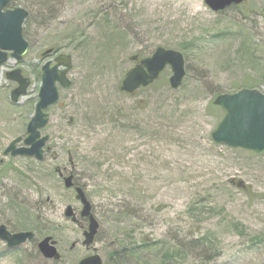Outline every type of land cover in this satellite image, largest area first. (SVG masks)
Listing matches in <instances>:
<instances>
[{
  "label": "rangeland",
  "instance_id": "1",
  "mask_svg": "<svg viewBox=\"0 0 264 264\" xmlns=\"http://www.w3.org/2000/svg\"><path fill=\"white\" fill-rule=\"evenodd\" d=\"M24 1L33 21L29 52L0 68V225L34 231L36 238L12 250L0 240V264H79L93 248L107 264L116 235L132 244H183L180 264H264V153L211 138L225 116L214 105L217 97L247 83L264 93V0L218 13L204 0ZM159 47L183 54V86L171 89L167 68L154 86L123 93L132 58L150 57ZM49 50L57 53L44 57ZM58 54L73 59L72 86L59 88L60 101L46 112L44 161L6 156L13 141L27 138L42 68ZM16 69L31 86L13 104L17 84L6 74ZM57 169L73 174L93 205L101 228L92 249L82 245L88 228L82 204ZM68 206L78 224L65 217ZM119 206L140 214L135 240L113 228L111 211ZM48 236L57 242L58 262L38 250Z\"/></svg>",
  "mask_w": 264,
  "mask_h": 264
},
{
  "label": "water",
  "instance_id": "2",
  "mask_svg": "<svg viewBox=\"0 0 264 264\" xmlns=\"http://www.w3.org/2000/svg\"><path fill=\"white\" fill-rule=\"evenodd\" d=\"M12 0H0V67L7 64L10 59L21 62L28 53L30 45L25 40L23 29L29 17V12L21 7L9 8ZM246 0H204L208 8L213 12H222L232 6H240ZM54 51L49 50L44 57L53 55ZM133 61H138L134 57ZM73 68V59L70 55H59L54 63L48 62L42 68V87L39 93V102L36 106L35 116L28 125V137L24 141V147L17 145L22 139L11 143L5 154L16 157H34L38 161L44 159V148L49 137H42L41 130L48 123L49 118L46 111L55 106L60 100L59 87L68 89L72 86L68 74ZM170 68L172 76L170 86L178 90L186 78V64L184 56L176 50H169L159 47L152 56L140 60L134 68L126 75L122 82L121 91L133 95L140 89L153 85L161 74ZM9 81L15 82L18 86L11 93V101L18 104L31 86V82L24 77L21 69H16L6 75ZM214 104L222 108L226 114L216 130L212 133V140L215 144L225 145L234 149H243L255 152L258 155L264 153V94L258 90L244 89L233 95H221ZM64 186L67 190L74 189L76 199L82 204L81 218H87L89 225L84 232L83 245L90 248L99 233L100 224L92 213V204L88 200L84 189L75 186L74 176L64 177ZM65 216L77 223V214L72 206H68ZM32 232H21L11 234L5 226H0V240L6 242L9 248L19 247L30 240H33ZM56 241L51 237L39 243V251L47 260H59L61 258L56 248ZM79 264H103L99 255L83 259Z\"/></svg>",
  "mask_w": 264,
  "mask_h": 264
},
{
  "label": "trees",
  "instance_id": "3",
  "mask_svg": "<svg viewBox=\"0 0 264 264\" xmlns=\"http://www.w3.org/2000/svg\"><path fill=\"white\" fill-rule=\"evenodd\" d=\"M33 1L35 2L36 0ZM16 5L22 6L27 11H29L31 8V5L24 0H12L10 6L17 7ZM31 20L32 14L30 12L29 18L27 19L24 26V37L26 38V40H28L30 37L29 32L31 31L33 25V21L31 23ZM138 57L139 59L145 58V52H143L142 55ZM257 85L258 84L247 83L246 85H244L243 89H257L260 87ZM215 94L216 96H219L223 94V92L217 91ZM76 181H78L77 178ZM122 203H125L126 205L130 206V203L133 204V201L124 199ZM111 212L112 213L110 215V220L114 225L113 228L116 230V232L119 231L117 229V227H119L121 230H124L125 233L128 234V236L132 235L133 240H135V222H137L136 219L140 217V214L137 213L135 210H130V208L127 211H123L121 206H119V208L112 209ZM115 240L117 249L109 255V260L107 264H125L130 263L131 261H135L136 259H145L149 261V264H180L184 261L183 258L186 259V252L185 248H183V244L181 245L180 249H177L176 247L167 248L164 242H152L151 240L147 241L145 239H142L140 243H127V239L125 237L120 239L118 235L115 236ZM159 250H161V253H157V251ZM152 256H154V258H152Z\"/></svg>",
  "mask_w": 264,
  "mask_h": 264
},
{
  "label": "flooded vegetation",
  "instance_id": "4",
  "mask_svg": "<svg viewBox=\"0 0 264 264\" xmlns=\"http://www.w3.org/2000/svg\"><path fill=\"white\" fill-rule=\"evenodd\" d=\"M12 157V156H11ZM34 233V238H33V240L36 238V234H35V232H33ZM32 241V240H31ZM30 241V242H31ZM77 244L78 243H75L74 245H73V247L72 248H75L76 246H77ZM7 246V245H6ZM7 249L8 250H12V249H18V248H8V246H7ZM89 249V248H88ZM98 252L97 251H95V250H93V254H97ZM99 254V253H98Z\"/></svg>",
  "mask_w": 264,
  "mask_h": 264
}]
</instances>
